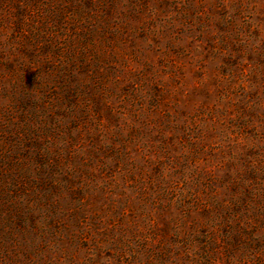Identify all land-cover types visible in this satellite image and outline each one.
<instances>
[{
	"label": "rangeland",
	"instance_id": "1",
	"mask_svg": "<svg viewBox=\"0 0 264 264\" xmlns=\"http://www.w3.org/2000/svg\"><path fill=\"white\" fill-rule=\"evenodd\" d=\"M0 264H264V0H0Z\"/></svg>",
	"mask_w": 264,
	"mask_h": 264
}]
</instances>
